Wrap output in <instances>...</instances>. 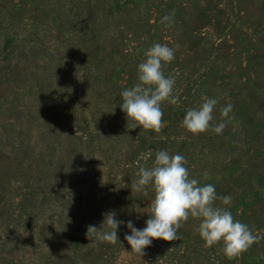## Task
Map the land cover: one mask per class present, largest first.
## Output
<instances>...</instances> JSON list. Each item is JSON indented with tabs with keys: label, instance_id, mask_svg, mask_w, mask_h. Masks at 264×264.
<instances>
[{
	"label": "rangeland",
	"instance_id": "1",
	"mask_svg": "<svg viewBox=\"0 0 264 264\" xmlns=\"http://www.w3.org/2000/svg\"><path fill=\"white\" fill-rule=\"evenodd\" d=\"M168 15L171 21L162 23ZM0 39L13 40L16 54L24 50L14 61L16 82L57 86L53 104L60 112L41 113L43 120L73 118L64 131L72 132L70 144L82 140L77 152L70 146L55 153L54 165L53 152L38 144L32 155L21 152V165L0 170L13 189L0 212V264H264V0H0ZM155 43L175 50L164 74L175 78L179 95L176 105H161L160 133L131 129L120 108L121 92L138 82V65ZM63 91L90 111L68 118ZM204 95L219 101L211 123H226L222 134L192 135L181 127ZM33 104L45 105L39 94ZM94 131L102 133L95 142ZM37 137L35 130L33 142ZM158 150L183 155L190 178L214 185L218 197L231 196L230 205L217 200L216 206L258 236L248 251L229 260L222 245L205 248L200 221L191 217L178 240H153L144 256L131 250L127 222L146 227L154 198L150 186L147 195L131 186ZM110 211L121 221L119 238L94 244L87 228H99ZM63 245L68 252L48 257Z\"/></svg>",
	"mask_w": 264,
	"mask_h": 264
},
{
	"label": "clouds",
	"instance_id": "2",
	"mask_svg": "<svg viewBox=\"0 0 264 264\" xmlns=\"http://www.w3.org/2000/svg\"><path fill=\"white\" fill-rule=\"evenodd\" d=\"M171 19V15H168L161 22ZM145 57L138 65V82L120 94V108L126 113L128 121H133L131 129L140 127L160 133L165 127L161 105L165 102L176 105L179 102V95L174 92L175 78L164 74V67L175 59V50L167 44L155 43L145 52ZM201 101L199 107L186 111L181 127L192 135L210 130L222 134L226 123L215 126L211 123L219 101L207 95L202 96ZM231 110V104L221 109L222 120L228 117ZM184 138L172 139L180 142ZM187 163L183 155L158 150L151 167H139L136 173L138 179L131 186L132 192L147 195L150 186L154 198L147 213L146 227L136 228L129 220L127 227L131 234H125V240L133 252L144 256L145 249L152 245L153 240H178V230L191 217L200 221L197 231L205 242V248L222 245V251L229 260L241 256L257 242L258 236L247 224L235 219L227 207L216 206L217 200L230 205L231 196L218 197L214 185H201L197 179L190 178ZM120 223L114 211L104 213L100 227L89 225L85 235L94 244H115L119 238L117 230Z\"/></svg>",
	"mask_w": 264,
	"mask_h": 264
},
{
	"label": "trees",
	"instance_id": "3",
	"mask_svg": "<svg viewBox=\"0 0 264 264\" xmlns=\"http://www.w3.org/2000/svg\"><path fill=\"white\" fill-rule=\"evenodd\" d=\"M39 40L40 37L37 39L29 38V41L34 42H40ZM12 41L13 40L10 39H6L5 41L0 39V164L3 165H0V170L3 168L11 170V166L14 163L16 165H21V152L26 153L30 150V155H32L36 149H39L37 146L38 144H41V146H43L42 148L45 147L48 152H53L49 164L54 165L55 153L58 151L60 152L61 149L65 150L66 147L72 146V153L78 151V147L75 145L81 143L82 140L73 142V145L70 144L72 141V132H65L64 129L71 126L70 123L73 120L72 116L87 109L90 111V108L84 104L80 106L75 98H69L67 92L63 91L61 92V96L65 97V99L67 98L65 101L67 103L65 112H67V117L72 119L60 120L55 123L50 117L43 120L44 118L43 116L41 117V113H46V111L60 112V106L58 104H53L58 95L57 86L51 84L46 86L45 80L38 82H29L27 80L16 82L17 77L15 74L17 71V64L15 65L14 61L17 60L20 62L24 58L22 55L24 50H19L20 53L16 54L19 46H13ZM25 76L27 77V75ZM35 78H37V76H35ZM6 85V90H2ZM34 87H37V89ZM26 88L28 90H26ZM20 89L24 91V93H19L18 91ZM38 94L40 101L42 100L45 105H36L33 107V102ZM24 95L28 97L29 103L26 102ZM89 105H92V103ZM93 108L101 112V108H97V104H94ZM36 112L37 115H35ZM22 117H25V120H22ZM35 130L39 133V137L36 139L37 143L33 142L32 138ZM100 135H102V133H100ZM100 135L99 131L89 132V137H91L93 142L100 140ZM40 150L42 151V149ZM2 181L1 179L0 203H2L1 201H5V203L0 206V212L4 211L10 204V202L7 201L9 200L7 197L13 190L10 184H6ZM34 196L35 195L32 197ZM75 239L76 238L71 237L73 244H75L73 246L77 247L78 242ZM68 251L69 250H67L65 246L63 250H58L54 255L51 252L48 257L53 258L55 256L53 259H56L58 255H63ZM52 262H54V260Z\"/></svg>",
	"mask_w": 264,
	"mask_h": 264
}]
</instances>
